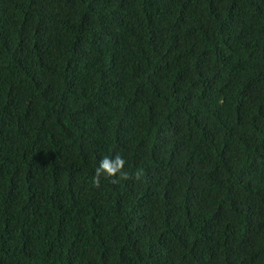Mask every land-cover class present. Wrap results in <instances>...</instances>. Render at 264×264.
<instances>
[{
    "label": "trees",
    "instance_id": "trees-1",
    "mask_svg": "<svg viewBox=\"0 0 264 264\" xmlns=\"http://www.w3.org/2000/svg\"><path fill=\"white\" fill-rule=\"evenodd\" d=\"M0 264H264V0H0Z\"/></svg>",
    "mask_w": 264,
    "mask_h": 264
},
{
    "label": "clouds",
    "instance_id": "clouds-1",
    "mask_svg": "<svg viewBox=\"0 0 264 264\" xmlns=\"http://www.w3.org/2000/svg\"><path fill=\"white\" fill-rule=\"evenodd\" d=\"M125 160L122 156L116 155L115 157H104L101 159L99 166L96 168L95 176L93 177V182L99 186L101 173L112 176L117 173L126 178L127 173L123 171Z\"/></svg>",
    "mask_w": 264,
    "mask_h": 264
}]
</instances>
